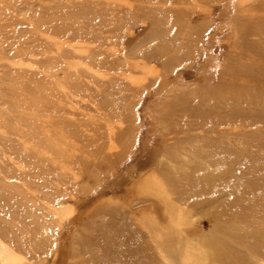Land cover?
<instances>
[{"label": "rangeland", "instance_id": "1", "mask_svg": "<svg viewBox=\"0 0 264 264\" xmlns=\"http://www.w3.org/2000/svg\"><path fill=\"white\" fill-rule=\"evenodd\" d=\"M257 237L264 0H0V264H264Z\"/></svg>", "mask_w": 264, "mask_h": 264}, {"label": "bare ground", "instance_id": "2", "mask_svg": "<svg viewBox=\"0 0 264 264\" xmlns=\"http://www.w3.org/2000/svg\"><path fill=\"white\" fill-rule=\"evenodd\" d=\"M248 233V232H247ZM248 236V235H247ZM264 239V237H257V238H255V240H256V243H259L260 241H262ZM247 240H248V238H247ZM243 252H245V251H243ZM240 257H241V260L240 261H242L244 264H249V263H251L253 260H252V258H251V256L248 254V253H245V254H243V255H240ZM259 257H261V255H259L258 256V258ZM260 259V258H259ZM262 259V258H261ZM260 259V260H261ZM258 260V259H257ZM251 261V262H250ZM260 262V261H259ZM258 262V263H259Z\"/></svg>", "mask_w": 264, "mask_h": 264}]
</instances>
